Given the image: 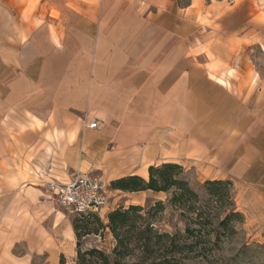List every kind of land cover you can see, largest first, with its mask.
I'll use <instances>...</instances> for the list:
<instances>
[{
    "label": "crops",
    "instance_id": "crops-1",
    "mask_svg": "<svg viewBox=\"0 0 264 264\" xmlns=\"http://www.w3.org/2000/svg\"><path fill=\"white\" fill-rule=\"evenodd\" d=\"M56 1L27 12L30 0H0L9 9L0 11V239L10 223L32 219L40 227L35 251L58 264V235L71 240L74 230L41 200L46 182L82 174L109 184L148 179L150 166L175 163L202 181H232L244 226L264 245V78L243 61L248 10L233 11L234 0H123L128 10L107 12L92 0L95 7L74 13L66 7L74 0H64L55 18ZM204 46L240 76L207 71ZM10 130L26 132L16 144ZM25 194L34 203L20 202L11 215L8 197ZM130 205L140 202L121 207ZM3 252L0 264H9Z\"/></svg>",
    "mask_w": 264,
    "mask_h": 264
},
{
    "label": "trees",
    "instance_id": "trees-1",
    "mask_svg": "<svg viewBox=\"0 0 264 264\" xmlns=\"http://www.w3.org/2000/svg\"><path fill=\"white\" fill-rule=\"evenodd\" d=\"M149 178L128 176L110 183L112 190L129 193L151 191L167 194V202L154 206L130 205L110 211L107 223L98 214L82 215L73 221L77 237L78 264H245L249 249L243 243L230 259L223 255L228 243L242 235L245 216L238 210L229 180H207L202 198L185 179L182 165L150 166ZM171 207L180 213L183 232H161L159 215ZM90 220L95 227L91 228ZM108 229L115 240L112 255L96 248L82 252L81 239ZM62 256L60 264H64Z\"/></svg>",
    "mask_w": 264,
    "mask_h": 264
},
{
    "label": "rangeland",
    "instance_id": "rangeland-1",
    "mask_svg": "<svg viewBox=\"0 0 264 264\" xmlns=\"http://www.w3.org/2000/svg\"><path fill=\"white\" fill-rule=\"evenodd\" d=\"M41 0H30L29 8L26 9L27 12L36 10L39 6ZM235 4L233 7V11H240V9L246 8L248 10V26L249 30L252 32V36L249 37L250 47L248 51L244 52L243 61L247 62L252 66V70L250 75H259L264 78V51L256 45L257 42H262L264 44V0H234ZM56 8L53 7L51 9L52 16L55 18L59 17V8L64 9V0H57ZM186 0H178L179 5L187 4ZM94 4V5H93ZM96 6L95 2L92 0L86 2L84 0H74L73 4L67 5V10L72 11L74 13L81 12L82 10H87V7ZM101 9L104 11H123L128 10V5L123 0H103L101 3ZM5 8V9H4ZM0 9L1 12H8L9 9L4 7ZM245 9H243L244 11ZM235 21H238L237 19ZM74 22H79V20H74ZM202 27L208 28L210 22L207 18H200L199 21ZM188 24L186 23V26ZM257 33H259L257 35ZM192 38V37H190ZM197 38V37H195ZM201 52H206L209 57L210 63L205 68L207 71H211L216 74L217 78H225L226 76H240L233 72L232 66L221 63L216 60L214 56H212L209 52V47H202ZM204 62V59H202ZM246 65V64H245ZM246 68H243L245 70ZM17 121L15 122L16 125ZM22 127V126H21ZM23 129V128H22ZM30 130H34V127L31 126ZM25 131H20V135H23ZM10 139H12L16 144H18L17 137L19 136L17 132L10 130ZM24 150V149H23ZM31 155L27 157V161L31 160ZM16 167V165H14ZM184 167V166H183ZM20 172V169L15 168ZM16 170L13 171V174H16ZM24 170L26 175L23 176V179L29 180L28 174L33 173V170L29 164H24ZM185 170V179L188 181L190 186L202 197H206V192L204 189V183L206 181H202L198 178L195 171L187 166L184 167ZM12 173V172H11ZM232 182V181H231ZM233 183V182H232ZM44 190V194L41 196V200L51 202L57 211L64 214L63 221H71L73 225V221L75 219L80 220L82 215H78L76 213H71L69 211L64 210L59 207L55 198L46 191L45 186L42 187ZM110 190H112L110 186ZM111 192V191H110ZM229 192L231 195L235 196L236 201V187L233 183V186L229 188ZM111 200H114V205H110L108 209H105L101 213V220L104 223H107L106 216L107 214L114 208L118 209L121 206L126 205V203L130 200L140 202V205L143 207H151L154 206L157 201L167 202L168 195L167 194H155L154 192L148 191L146 193L136 194V195H124L120 193H110ZM1 198V197H0ZM22 202H32L34 203V197L31 194H25L23 196L12 195L8 197V204L14 205V209L10 214L16 213V206ZM12 220V219H11ZM91 228L95 227V223L93 220H90ZM158 229L161 232H183L185 230V224L180 217V213L171 207H167L166 211L159 215L158 222L156 223ZM25 226V227H24ZM23 227L12 226L9 224V228L7 229L10 234L8 238L4 237L3 240L0 239V248L4 249V256L6 257L9 264H24V259L28 260V264H52V259L48 256V254H44L41 250L39 252L35 251V247L38 245L36 242H31L35 240L38 235V231L40 227L34 223L32 219L29 220ZM25 229V234H21V232ZM63 230V229H62ZM74 230V229H73ZM37 233V234H36ZM242 235L239 236L236 240L231 243H228L225 247V251L223 255L226 259H230L233 255H235L238 250H240L243 243L249 244V249L247 253L243 256V261L245 264H264V245L252 240V233L250 230L246 229L245 226L242 227L241 231ZM58 238L61 239L62 243H58L57 249H62L63 252L57 255L58 264H60L62 256L64 257V264H78V247H77V237L74 231V237L70 240V238L64 233L58 235ZM17 239H21L19 243L15 244L14 241ZM115 240L111 235L108 229L104 231H100L98 234H91L81 239V250L85 252L90 249H98L104 251L107 255L111 256L112 251L115 248ZM27 262V261H26Z\"/></svg>",
    "mask_w": 264,
    "mask_h": 264
},
{
    "label": "built area",
    "instance_id": "built-area-1",
    "mask_svg": "<svg viewBox=\"0 0 264 264\" xmlns=\"http://www.w3.org/2000/svg\"><path fill=\"white\" fill-rule=\"evenodd\" d=\"M97 122L90 123V129H96ZM59 207L78 215L98 214L111 205L110 184L92 174L76 175L70 181L57 180L45 184Z\"/></svg>",
    "mask_w": 264,
    "mask_h": 264
}]
</instances>
